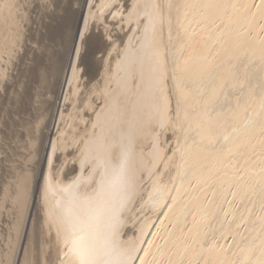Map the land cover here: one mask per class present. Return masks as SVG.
<instances>
[{"label": "bare ground", "instance_id": "obj_1", "mask_svg": "<svg viewBox=\"0 0 264 264\" xmlns=\"http://www.w3.org/2000/svg\"><path fill=\"white\" fill-rule=\"evenodd\" d=\"M43 1L0 0V264H264V0Z\"/></svg>", "mask_w": 264, "mask_h": 264}, {"label": "rangeland", "instance_id": "obj_2", "mask_svg": "<svg viewBox=\"0 0 264 264\" xmlns=\"http://www.w3.org/2000/svg\"><path fill=\"white\" fill-rule=\"evenodd\" d=\"M35 1V2H34ZM44 4H47L48 6H49V2H46V1H43V0H41ZM40 1V3H39V0H22V4L23 5H25V7H26V9L28 10V11H30L31 12V14L29 13V15H30V19H29V27L31 26V24H32V22H34L35 20H36V15H38L39 13L38 12H40V15H41V12H42V10H44L45 8H46V5H43L42 6V2ZM33 5H32V4ZM39 5H38V4ZM41 4V5H40ZM38 6V8H37V6ZM31 6V7H30ZM36 6V7H35ZM42 6V7H41ZM47 6V7H48ZM41 7V8H40ZM36 8H37V10H36ZM30 9V10H29ZM42 9V10H41ZM41 10V11H40ZM32 11H35V12H32ZM45 11V10H44ZM43 11V12H44ZM42 12V13H43ZM33 13V14H32ZM38 13V14H37ZM40 15H38L37 16V19L39 18V16ZM34 17V18H33ZM34 19V20H32V19ZM32 21V22H31ZM14 33V32H13ZM17 48V47H16ZM15 55V54H14ZM8 55H5V57L4 58H8L7 57ZM14 57V56H13ZM15 59V58H14ZM12 60L11 59V61L9 62V59H3V58H1L0 59V62L4 65V63H5V65H7V63L9 62V66L7 65V66H5V67H7L9 70V72H11L12 74V76L13 75H15V61L16 60ZM6 61V62H5ZM13 61V62H12ZM14 63V64H13ZM3 66V67H4ZM2 90V88L0 87V91ZM35 96V95H34ZM44 97V96H43ZM43 97H41V98H39V99H43ZM34 98V97H33ZM36 96H35V99L33 100V104H31L30 106H29V109H28V114H22V115H17V116H14L15 114H12V121L10 122V125H13L14 126V131L16 132H14V138H13V140L12 141H10L9 142V144L8 143H5L4 144V142H5V140H3V135L0 133V151L2 152H0L1 154H0V180H1V185H0V201L2 202V201H5V206H4V208L3 209H1L0 210V250H1V248H2V245H3V243H4V241H6V240H8V239H10V238H12V226H13V223H14V220H15V217H16V213H15V210L12 208V205H11V203H10V200H11V196L10 195H5L4 193H5V189H6V183H8V185L9 184H11V180H13L14 178H15V174H16V171H14V170H12V169H16L18 166L22 169L23 167H24V162H23V157H25L26 156V154H27V152H26V149H24V148H27L28 146V140L26 139V137L27 138H29L30 136H29V134H31L32 132L31 131H33L32 129H33V127H36L35 125H37V124H34V122L36 123V120L37 119H35V118H37L38 116H39V113H40V110H38V105H37V102H36ZM34 101H35V103H34ZM34 104H36V105H34ZM33 108H32V107ZM32 109H31V108ZM36 108V109H35ZM38 110V111H37ZM30 111V112H29ZM36 111V114H37V112H38V114L36 115L34 112ZM31 114H35L34 116L33 115H31ZM2 116V117H1ZM6 117V114H5V111L3 110V111H1V113H0V119H2V120H0L1 122H0V130L2 129H4V128H2V126L4 125V119H5V117ZM20 116V117H19ZM33 116V117H32ZM16 117H17V119H19V120H17L16 119ZM24 117V118H23ZM29 117V118H28ZM14 118H15V120H14ZM21 118V119H20ZM6 119H7V117H6ZM27 119V120H26ZM16 121V122H14V121ZM24 120V121H23ZM34 120V121H33ZM23 121V122H22ZM30 121V122H29ZM18 122V123H17ZM21 124H20V123ZM27 122V123H26ZM32 123L34 126L32 127L31 125H29V123ZM13 123V124H12ZM25 123V124H24ZM3 124V125H2ZM15 125H16V128L18 127H20L19 129L17 128V130H16V128H15ZM29 125V126H28ZM13 126H10V127H13ZM22 126H24V128L22 127ZM32 127V129H30L31 127ZM4 127V126H3ZM28 128V130L30 129V131H28V130H26L27 128ZM25 129V130H24ZM25 131V132H24ZM28 131V132H27ZM0 132H2V131H0ZM19 132H22V134L21 133H19ZM16 134V135H15ZM19 134V135H18ZM21 134V135H20ZM25 134H26V137H25ZM22 136V137H21ZM29 136V137H28ZM16 137V138H15ZM24 137V138H23ZM2 139V140H1ZM18 141H20L18 144H17V140ZM16 140V141H15ZM24 140H26V141H24ZM3 142V143H2ZM14 142V143H13ZM25 142H26V144H25ZM12 143V144H11ZM22 144V145H21ZM2 145V146H1ZM4 145V146H3ZM7 145V146H6ZM20 145V146H19ZM10 147H12L11 149H10ZM23 147V148H22ZM14 148V149H13ZM21 148H22V150H21ZM7 149V150H6ZM10 149V150H9ZM12 149L14 150L13 152H15V153H13L12 152ZM9 150V151H8ZM19 150V151H18ZM24 150V151H23ZM18 151V152H17ZM10 153V154H9ZM20 153V154H19ZM5 154V155H4ZM16 154V155H15ZM17 154H18V156H17ZM14 155V156H13ZM21 155V156H20ZM14 158H13V157ZM17 156V157H16ZM9 158V159H8ZM44 163H45V155H44ZM8 160V161H7ZM11 160V161H10ZM8 162V163H7ZM14 162V163H13ZM16 165V167H15V165ZM11 165V166H10ZM11 167H13V168H11ZM17 168V170H19L20 168ZM6 169V170H5ZM2 170V171H1ZM11 170V171H10ZM6 171L7 172H9V173H6ZM11 172V173H10ZM13 172H15V174L13 173ZM12 174V175H11ZM11 175V176H10ZM14 176V177H13ZM10 177V178H9ZM13 179H12V178ZM38 177H40V176H38ZM8 179H9V181H8ZM3 180V181H2ZM5 181H6V183H5ZM39 181V180H38ZM37 184H35L36 185V188H37V186H38V182H36ZM35 185H34V187H35ZM11 189H12V187H11ZM3 199V200H2ZM0 202V203H1ZM32 204V203H31ZM33 207V206H32ZM30 212L31 211H29V215H28V222H29V218L31 217V214H30Z\"/></svg>", "mask_w": 264, "mask_h": 264}]
</instances>
